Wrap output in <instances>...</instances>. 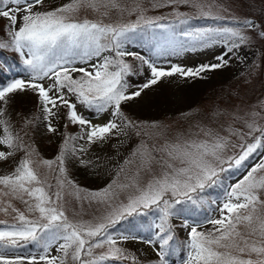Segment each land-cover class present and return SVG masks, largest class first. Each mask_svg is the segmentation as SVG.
Wrapping results in <instances>:
<instances>
[{
    "label": "snow or ice",
    "instance_id": "6c2138e0",
    "mask_svg": "<svg viewBox=\"0 0 264 264\" xmlns=\"http://www.w3.org/2000/svg\"><path fill=\"white\" fill-rule=\"evenodd\" d=\"M239 8L244 15L209 0H0V55L14 53L25 73L0 84V162L13 165L0 174V212L12 217L0 220V264H174L177 254L180 264H264V96L182 112L186 126L126 111L165 78L205 79L246 60L245 47L264 54V0ZM189 53L209 58L173 59ZM26 94L35 110L17 113V128L12 105ZM45 139L56 143L51 157ZM75 166L109 179L84 188ZM214 189L222 195L211 213L189 221ZM153 212L152 223H134Z\"/></svg>",
    "mask_w": 264,
    "mask_h": 264
},
{
    "label": "rangeland",
    "instance_id": "374dc122",
    "mask_svg": "<svg viewBox=\"0 0 264 264\" xmlns=\"http://www.w3.org/2000/svg\"><path fill=\"white\" fill-rule=\"evenodd\" d=\"M61 2L62 0H48V4L51 6H56ZM209 3L213 4L214 10L216 6H220L221 10H223V8H229L230 11L224 13L225 15H229L232 12L236 15L245 14V10L239 8V0H209ZM90 18L96 17L91 16ZM130 46L139 51L141 54H145V47H142L140 44L132 43ZM241 51L246 54V60L241 61L237 59L227 68H222L215 72L206 74L207 78L205 79L189 78L184 80L179 76L165 78L162 82L145 90V93L142 94L141 98H137L136 100L130 102L129 105L126 106V111L141 120L151 121L175 118L180 121L182 125L186 126V122L180 117V113L182 112H195L200 108H223L237 102L241 97L255 99L257 97L264 96V54H262L261 50L255 46L251 49L245 47ZM208 58L209 57L205 54L189 53L182 58L175 57L173 59L178 63L183 62L188 66H192ZM128 59L131 60V57ZM7 65V62L5 63L0 58V66ZM1 72L3 73V76L0 84H7L14 76L21 78L25 75L22 66L17 67L15 65H13L12 71H8L7 67H3ZM131 79L137 82H142L144 77L142 75L133 76ZM35 100V96L31 94L17 95L15 102L12 105L15 109L12 113V119L16 122L17 128H19L22 123V117L17 115V113H29L30 111L35 110ZM82 111L86 112L84 109H82ZM86 115L91 117L92 114L86 112ZM93 122L97 123L102 121L94 120ZM113 143H115V141H113ZM128 146L130 147L131 145ZM104 150L110 154L115 151L107 146ZM40 151L43 153L44 157H51L56 152V143L52 142L49 144L47 139H45L41 144ZM98 151H100V149H98ZM252 162L254 163L255 161ZM12 167V164L0 162V174H4ZM39 170L42 176L47 172V169L43 167ZM97 171L102 172V170H94L91 168L86 169L80 166H75L72 168V175L80 186L88 189H96L101 187L107 179H109L107 176L97 175ZM130 174L128 166H126L125 172L121 174L120 179L122 181L126 180V177ZM225 175L228 176L229 174ZM239 176L240 173H237L234 177H231V181L238 179ZM229 182V180H226V184ZM17 206L20 207L21 210L24 208L21 204H17ZM76 207L79 211L80 206L77 205ZM83 211L85 218H90L93 209L89 208L88 205L85 204ZM69 215H71V213H69ZM11 219V216L0 212V220L11 221ZM174 222L175 224L180 225L182 221L180 219H175ZM208 227H211V225H208ZM177 232L181 236L186 235V232L181 228H177ZM128 247L131 249H143L146 246L130 242ZM53 254H56L54 250ZM15 255L26 256L28 254L21 253ZM172 261H174V264H180V261Z\"/></svg>",
    "mask_w": 264,
    "mask_h": 264
},
{
    "label": "trees",
    "instance_id": "16d2710c",
    "mask_svg": "<svg viewBox=\"0 0 264 264\" xmlns=\"http://www.w3.org/2000/svg\"><path fill=\"white\" fill-rule=\"evenodd\" d=\"M193 23L196 25V26H205V25H210L212 24V21L211 20H200V21H193ZM133 44H140L138 42H133ZM4 51H7V50H4ZM2 53V55H0V58L1 60H3L5 63L7 62V66H12L15 65L17 67L19 66H22L20 61H19V58L12 52H4ZM145 52H146V55L148 54L147 52V48L145 47ZM175 58V57H173ZM179 58H182V57H179ZM135 64H138L139 61H134ZM3 73L0 71V82H1V79H2V75ZM20 127V126H19ZM225 184H226V181H225ZM222 195V190L221 189H214V190H209V193H208V196L205 198V204L203 205V208L205 210L197 213L195 216H188V219L191 221L192 219H197V218H203L204 215H208L210 212H211V208H208V204L211 203L212 200H214L215 198H219L220 196ZM156 219V215L155 213H151L149 214L148 216L146 217H137L135 218L134 220V223L135 224H141V223H144V224H149V223H152L154 220ZM125 228L128 227V224L125 223L124 225ZM177 244H180L181 243V240L177 239L176 241ZM32 251H35V249H32ZM28 254V251L24 250V249H21V250H18L15 254ZM178 253H179V249H178ZM172 260H175V261H180V256L179 254H177L176 256H173L171 258ZM124 264H129V262H124Z\"/></svg>",
    "mask_w": 264,
    "mask_h": 264
}]
</instances>
